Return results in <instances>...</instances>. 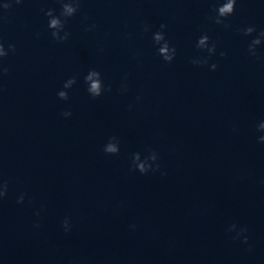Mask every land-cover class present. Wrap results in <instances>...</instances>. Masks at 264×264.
<instances>
[{
	"label": "clouds",
	"instance_id": "1",
	"mask_svg": "<svg viewBox=\"0 0 264 264\" xmlns=\"http://www.w3.org/2000/svg\"><path fill=\"white\" fill-rule=\"evenodd\" d=\"M23 0H9V2H5L3 5H0V9L7 11L12 7V4L15 3L17 5L21 4ZM61 4V9L59 15L55 14L54 9H48L45 12V15L48 17V28L51 30V37L58 43H64L68 41L70 37V33L66 31L65 25L68 19L75 16L81 7V0H58ZM237 0H223V3L220 4L217 8L214 9L216 15L207 17V19L213 21L217 25H223L225 28L230 27V25L225 23L227 17L233 15L235 12V5ZM5 17L2 13H0V20H4ZM88 19L87 16L83 18V21L86 22ZM97 28L95 23L88 24L85 27L86 32L94 31ZM167 28L166 24L161 23L159 26V30L155 31L152 34V40L155 45H157V55L162 58V60L166 64H170L174 61L177 50L174 46L170 44V42L166 39L165 30ZM142 31L147 33L151 31V25L144 24L142 26ZM237 31L242 32L245 36H251L255 31V27L248 26L243 29H238ZM61 33H63L61 35ZM39 35V34H37ZM264 43V30L260 31L258 35L253 38L248 45V54L252 57L259 58V54L257 52V47ZM196 47L199 50L206 51L208 53L207 57H196L190 60V63L197 66L208 65L209 59L216 54L217 45L214 42H210V37L205 33L201 35L196 43ZM16 45L13 43H9L7 48L4 45V42L0 40V80L4 76H6L9 72V68L4 66L3 60L6 58L9 53H15ZM139 53L136 54V57H139ZM220 57H225L227 55L226 52L221 51L219 53ZM218 65L216 63H212L210 65V70L215 71ZM128 73L124 74V77L120 84V91L126 92L128 90ZM77 83V79L75 76L68 78L62 87V90L57 92V96L60 100L67 101L69 99L68 91ZM84 84L86 85V90L88 94L92 98H98L102 96L105 92H111L112 89L110 86H105L102 74L96 69H90L87 74L84 76ZM141 96L137 95L136 100H141ZM132 105H129V110H131ZM72 115L71 111L62 112V116L68 118ZM257 131L264 132V121H261L257 125ZM259 142L264 143V135L259 137ZM103 151L108 155H118L120 152V141L116 136H112L109 138L108 142L104 145ZM159 155L156 151L148 149V154L143 156L140 152L133 153L132 155V167L131 170L138 171L142 175H147L150 172H157L160 170V164L158 163ZM163 174V173H161ZM8 193V182L6 180L0 179V201H2ZM26 194H21L18 199V204L24 203V198ZM29 203H31V199H29ZM39 216V213H36ZM39 222H34V227L38 228ZM62 227L65 233L71 231V222L70 217H65L62 222ZM131 228L135 229V225H130ZM228 231L236 232V235L231 237L233 240H238L243 237V243H248V236L246 235L247 229L240 228L237 231L236 224H232Z\"/></svg>",
	"mask_w": 264,
	"mask_h": 264
}]
</instances>
